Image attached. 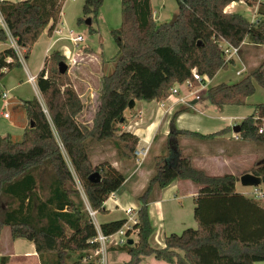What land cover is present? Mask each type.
Returning <instances> with one entry per match:
<instances>
[{
  "label": "trees",
  "instance_id": "obj_1",
  "mask_svg": "<svg viewBox=\"0 0 264 264\" xmlns=\"http://www.w3.org/2000/svg\"><path fill=\"white\" fill-rule=\"evenodd\" d=\"M104 0H85L83 18L92 25ZM256 6V19L241 13L226 12L233 2ZM65 0L1 1L0 12L11 37L28 59L33 46L47 30L49 35L60 22ZM179 12L171 22L154 19L151 0H122L121 26L112 31L118 47L113 71L103 77L100 106L91 128L79 124L84 104L73 88L68 71L62 75L59 64L65 62L59 51L46 58L37 83L43 95L50 120L37 99L24 103L28 125L19 141L0 135V241L9 228L13 240L25 239L34 244L42 264H66L70 252L94 251L97 228L91 220L78 190L73 172L57 142L53 129L66 155L80 178L90 207L102 213L104 203L112 194L124 191L126 177L109 163L93 166L87 142L117 139L130 156L139 138L123 132L127 123L125 112L131 100L161 102L171 89L193 78L192 71L213 79L226 69L225 46L240 47L244 42L264 45V0H177ZM89 27L91 33L96 30ZM9 40L0 28V43ZM21 60L13 47L0 52V81ZM46 76V77H45ZM264 89L260 68L234 84L222 83L207 90L209 103L215 107L246 105L254 95L255 84ZM177 112L170 123L166 155L156 158V172L138 200V242L115 247L129 255L124 264H142L154 258L164 264H256L264 262V206L258 199L237 192V177H210L192 167L190 159L180 151L179 138H213L177 129ZM257 118V119H256ZM34 123V127L31 124ZM264 104L256 113L241 122L237 137L246 142L264 143ZM98 172L99 183L89 181ZM48 173L49 177L45 180ZM251 174L262 179L264 163L253 167ZM175 179H190L200 185L194 199L197 228L182 234L172 233L164 246L154 248V234L149 203L154 188L165 189ZM127 219L102 224L104 235H113L123 228ZM127 235L130 236L131 231ZM128 242V240H127ZM1 258L0 264H6ZM72 264H83L76 261Z\"/></svg>",
  "mask_w": 264,
  "mask_h": 264
},
{
  "label": "crops",
  "instance_id": "obj_2",
  "mask_svg": "<svg viewBox=\"0 0 264 264\" xmlns=\"http://www.w3.org/2000/svg\"><path fill=\"white\" fill-rule=\"evenodd\" d=\"M1 1L20 2L22 0H0V2ZM63 14L62 12L60 22L56 27L62 30L63 34L61 37L67 36L62 29L64 25ZM44 37H47V42L45 44L43 42L40 44L41 39ZM59 37L60 36L54 34L49 35L46 30L38 42L33 46L27 60L23 57V51L18 52L22 64L21 68L8 72L5 78L0 81V99L4 101L3 107L0 108L4 113L0 112V115L2 114V117L6 120H10V126L12 127L4 131L0 126L1 136H8L15 141H19L29 123L24 106V103L29 99L22 101V99L18 97V94L15 95V92L23 84L31 85L34 91V99H37L41 104L44 102L43 95L38 87L37 79L39 73L45 66L46 58L54 51H59L62 54L63 47H65L66 44L62 45L61 48L55 47L57 43L66 40H61ZM11 46L12 39L9 38L6 43H0V52ZM33 55H36V60H31ZM257 68H260L264 74V45H254L246 41L240 45L238 53L231 57V63L225 69H229V71L225 72L227 73L225 74V82L221 81L222 79L216 80L220 71L213 79H209L210 82L205 88H201L199 84H194L196 86V94L205 93L207 95V90L210 87L222 84V82L227 84L237 83L247 77L250 71ZM29 76L36 77V81L30 82ZM19 82L22 83L20 84ZM174 87L178 88L180 91L179 94L168 97L164 101L135 102L134 113H138L141 119L129 121L127 125L123 126V130L125 128V131L137 136L139 138L138 147H150V152L146 160L140 166L134 164V162L132 163L133 160H110L111 165L125 175L126 181L124 183V191L121 194L115 193V199L108 202V208L104 207L102 213H97V217H99L100 214L102 215V220H100V222L97 218L99 228L105 223L128 219L125 211L129 208L136 211L140 209L141 204L138 198L143 194L151 178L155 174L156 158L163 155L162 145L168 140L170 123L177 112L180 113L176 116L175 125L179 130L201 134L202 136H209L225 130L223 135H218L213 138L200 139L186 136L179 138L180 151L184 156L190 159L193 168L204 172V174L210 177H221L225 175L237 177L239 173L242 175L250 173L253 167L264 163V143L246 142L239 138H235L236 133H234L233 127L240 125L241 122L247 118L245 117L246 115L238 117L229 115L208 116L205 113V111L209 110L207 103L201 105V99L197 100L195 96H190L186 87L182 84H177ZM92 91V95H96L95 91ZM3 93H8V98H4ZM37 96H39L40 99H38ZM249 98L247 99L246 105H250L248 104L250 102ZM180 99L184 100L185 103L179 102ZM186 102L189 107L179 110L181 105L186 104ZM10 107L12 108V114L5 117L4 115L8 114L6 110ZM215 108L216 114H220L218 112L223 110V107ZM43 109L45 111V108ZM96 146L100 148L101 142H97ZM97 148H95V150L98 151ZM99 157V154H94L93 158L97 159L94 162L95 165L98 163ZM238 183L240 182L237 181L236 186ZM199 189L200 185L190 179H175L172 184L165 189L154 188L149 203V214L154 227L153 237L160 246L159 248L164 246V238L167 236L165 231L167 225L165 223L166 213L164 211V203H174L177 230L184 231L188 229H185V227L188 226L189 223L183 220V218L191 217V214H194V199ZM255 189L260 193L258 200H260L264 206V189H260L259 187L254 188V190ZM239 193L252 198V191ZM134 214L136 213L134 212ZM195 228H197V222ZM172 232L173 231H171V234ZM109 251L121 250L110 248L107 252ZM72 253L74 254H71L72 256L70 260L66 261V264H72L76 261H82L83 264H101L98 257L86 260L87 257L92 256L91 251ZM1 258H7L6 264H42L34 244L25 239L13 240L9 228H6L2 233L0 241V259ZM127 261H124V263ZM259 263L263 262H257L256 264Z\"/></svg>",
  "mask_w": 264,
  "mask_h": 264
},
{
  "label": "rangeland",
  "instance_id": "obj_3",
  "mask_svg": "<svg viewBox=\"0 0 264 264\" xmlns=\"http://www.w3.org/2000/svg\"><path fill=\"white\" fill-rule=\"evenodd\" d=\"M121 1L122 0H104L103 1L98 17L92 25V28L96 30L95 33H91L90 28L86 24H81V25L78 24V19L84 17L83 7H84L85 0H65L64 2V6L62 10V12L64 13L63 14L64 25L62 26V29L64 30V33L67 35L69 34V31L71 30L74 32L75 35L77 34L83 35L84 42L79 44L78 47H75L69 41H62V42L57 43L55 48H61L62 45L66 44L72 51L71 58L73 61L71 65H69L68 62H66V58L65 57L64 58H65V62L68 64V75H69V78H71L72 80L73 88L79 94L84 104V111L78 116V122L79 124H82L89 128L92 127L94 118L100 106L99 98H100V94L102 92V87H103V77L110 74L113 71L114 66H115L114 59L118 54V47L112 36V31L119 29L121 26ZM151 3H152L153 13H154V19L157 20V22L159 23L171 22L172 20H174L175 16L179 12V6H178L177 0H152ZM256 8H257L256 6L251 7L247 5L245 2H243V4H237L236 6L232 7L231 11L233 13H236V12L241 13L247 18L254 20L257 18ZM67 29H68V32H67ZM47 40H48L47 37L42 38L40 41L41 42L40 44H42V42L45 44ZM36 59H37L36 55H33V57L31 58V60H36ZM227 71H229V69L221 70L216 80L222 79L221 81L225 82V74H227L225 72ZM19 83L21 84L22 82H19ZM255 87H256V91L254 95L249 98L250 102L248 104L250 105H244V106L227 105L223 107L222 111L218 112L220 114L215 113L216 108L210 105L207 95L205 93L199 94L200 99H201L200 103L201 105H204L207 103V106H209V110L205 111V113L208 116L229 115V116L238 117L241 115H246L245 117L248 118L249 117L248 115L251 116V114L253 115L256 113L257 105L264 104V96H263L264 89L258 83L255 84ZM92 90L95 91L96 95H92V92H93ZM33 93L34 91L31 85L23 84L15 92V95L18 94V97H20L22 101H25L26 99L33 100L35 97ZM37 98L40 99L39 96H37ZM42 104H41L42 108H45V110H47L45 102H43ZM187 104L188 103L186 102V104L181 105V108L179 110L188 108L189 106ZM3 105H4V101L0 99V108L3 107ZM11 110H12L11 107L7 108L6 113H8V115H11L12 114ZM134 110H135V107L125 112V118L128 121L126 124L120 126V129L123 132H127L125 131V128L123 130V126L127 125L129 121L141 119L138 113L136 114L134 113L135 112ZM0 112L4 113V111L2 110H0ZM46 114L50 120L48 111L46 112ZM0 126L3 128L4 131H6L8 128H12L10 126V120L4 119L2 117V114L0 115ZM53 131L56 136L57 142L59 143L62 149L65 159L68 162L69 168L73 172L75 184L78 190L80 191L81 197L85 204V208H87L88 201H87L86 195L83 190L82 182L80 178L76 175L66 155V152L60 142V139L57 136L55 129H53ZM96 145H97V141L95 140H89L87 142V151L89 153L93 166H98L103 163L111 164L110 160H113V159H116L118 161L124 160V159L133 160L132 163L134 162V164L138 165V163L135 160L134 153L132 156H130L128 152L125 150V148L123 147V143L117 139L101 142L100 148H97ZM162 146H163L162 154L163 155L168 154L169 152L168 143L166 142ZM95 148H97L98 151L95 150ZM95 153L100 155L99 157L100 159H98V163L96 165L94 164V162L97 159L93 158ZM241 176L242 174L240 173L237 175V179L239 182H240ZM48 177L49 175L47 173L45 176V180H47ZM236 188L238 192L252 191V194L254 192L253 187H244L241 184V182L238 183ZM259 188L264 189V186L260 185ZM174 206H175L174 203H164V211L166 213L165 223L167 225V228L165 231H166L167 236L171 234V231H173L172 233L179 234V235L182 234V231H183V230H180V231L177 230L178 228L176 226L177 222L175 221L176 212L174 211L175 210ZM101 216L102 215L100 214V216L97 217L99 219V222L100 220H102ZM183 220H186L189 223L188 226L185 227V229L190 228V227L191 228L196 227V221L194 219L193 213L191 214V217H185L183 218ZM165 238H164V243H165ZM129 239H132L134 243L136 244L138 242L137 231H131L130 236L127 235V240ZM150 244L154 248L160 247L156 243L153 235L150 238ZM112 248H115V247H111V249ZM71 254H74V253L70 252L67 254L66 261L70 260L72 256ZM128 259H129V255L123 251H109L106 254V264H123L124 261H127ZM142 264H158V262L154 258L150 257V258H144ZM259 264H264V262L259 263Z\"/></svg>",
  "mask_w": 264,
  "mask_h": 264
},
{
  "label": "built area",
  "instance_id": "obj_4",
  "mask_svg": "<svg viewBox=\"0 0 264 264\" xmlns=\"http://www.w3.org/2000/svg\"><path fill=\"white\" fill-rule=\"evenodd\" d=\"M237 4H243L242 1H240L239 3H236V2H233L229 7L226 8V12H232L231 9L232 7L236 6ZM0 28L4 29L9 38L12 39V46L16 52L18 53L19 51H23L18 45L17 43L15 42V40L11 37L9 31H8V28H7V25L1 15V12H0ZM54 35H58L60 36L59 38L62 40H66V41H69L71 42L75 47H78L79 44H81L82 42H84V36L81 35V34H77L75 35L73 31H69V34L65 37H61L62 36V30L61 29H55L54 30ZM239 51V47H233V46H225L224 48V54L226 56V61H229L231 60V57L234 55V54H237ZM23 53V52H22ZM62 54L63 56L66 58V62H68L69 65L72 64V51L70 50V48L68 46L65 45V47H63V51H62ZM67 64V65H68ZM192 74H193V78L196 82L199 83L200 87L201 88H205L208 84H209V78L207 76H201L197 70H193L192 71ZM46 77V76H45ZM29 81L30 82H35L36 81V77H30L29 76ZM179 85V84H178ZM186 87V90L189 92L190 96H195V98L197 100L200 99V96L197 95L196 91H195V88L196 86L194 85L193 81L191 80H188L186 81L184 84H182ZM195 86V87H194ZM179 90L177 87H174L173 89H171L170 91V97L174 96V95H177L179 94ZM3 97L4 98H8V93H3ZM179 102L181 103H185L184 100H180ZM45 112H47V110H45ZM5 117H8L9 115L8 114H5L4 115ZM257 119V118H256ZM264 130V125L263 127L260 129V133H262ZM235 138L238 139L237 135H235ZM149 152H150V147H137V149L135 150L134 152V156H135V160L136 162L138 163V165H142L143 162L146 160V158L148 157L149 155ZM257 188V187H256ZM260 196V193L258 192V190H254L253 194H252V198L253 199H258ZM112 199H115V194H112L109 199L104 203L103 205V208L104 207H107L108 208V202ZM87 212L91 218V220L93 221L94 225L96 226L97 228V237L94 239V241L96 243L99 244V248L97 250H94V251H91L92 253V256L90 257H87V259H93L95 257H98V259L100 260V263L101 264H106V254H107V251L111 248V247H118V246H122L124 244L127 243V231L128 230H133V226L137 223L138 221V217H137V212L136 210H133V209H127L125 211L128 219H127V223L123 226V228L121 230H119L117 233L113 234V235H104L100 228L98 227V222H97V213L98 211H95L93 210L90 205L88 204L87 206ZM134 212L136 214H134Z\"/></svg>",
  "mask_w": 264,
  "mask_h": 264
},
{
  "label": "water",
  "instance_id": "obj_5",
  "mask_svg": "<svg viewBox=\"0 0 264 264\" xmlns=\"http://www.w3.org/2000/svg\"><path fill=\"white\" fill-rule=\"evenodd\" d=\"M85 24L90 27L92 25L91 19L88 18L85 22ZM68 71V65L66 62H61L59 64V72L60 74L64 75ZM135 107V101L131 100L129 104V109H133ZM32 127H34V123L31 124ZM234 133L238 134L240 132V126L236 125L233 127ZM89 181L93 183H99L101 181V175L98 172L93 173L89 176ZM240 182L244 187H259L262 185V179L251 174L247 173L240 177ZM128 245H133L134 241L132 239H129L127 242Z\"/></svg>",
  "mask_w": 264,
  "mask_h": 264
}]
</instances>
